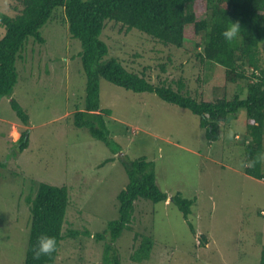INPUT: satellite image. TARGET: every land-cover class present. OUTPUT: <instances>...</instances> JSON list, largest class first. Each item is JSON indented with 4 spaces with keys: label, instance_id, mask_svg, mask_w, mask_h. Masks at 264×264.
<instances>
[{
    "label": "rangeland",
    "instance_id": "1",
    "mask_svg": "<svg viewBox=\"0 0 264 264\" xmlns=\"http://www.w3.org/2000/svg\"><path fill=\"white\" fill-rule=\"evenodd\" d=\"M18 1L0 0V12H13ZM61 13L56 9L41 29L44 43L29 39L16 63L14 92L0 100V162L8 165L0 178V264L25 262L30 216L26 197L35 181L69 189L63 232L72 224L92 235L107 231L108 223L119 216L117 196L128 182L121 162L125 155L155 162L157 183L168 201L136 202L135 231L126 230L115 243L120 264H259L264 181L244 173V147L237 135L245 129V110L229 126L222 125L220 140L210 144L199 117L189 110L153 93H136L102 80L101 108L112 110L106 122L122 148L114 154L73 124L75 110L83 105L86 75L81 42L71 37ZM205 16L200 2L197 17ZM3 33L0 26V37ZM101 38L110 48L109 56L130 71L144 72L154 84L165 81L177 89L183 82L184 91L207 101L244 92L243 82L226 81L222 67L138 30L128 32L108 21ZM12 99L28 113V126L18 119ZM26 129L29 146L18 153L13 144ZM109 158L114 161L101 166ZM178 192L196 199L189 216L194 232L171 200ZM135 233L154 241L150 259L142 263L130 259ZM203 234L206 246L201 245ZM68 239L62 240L59 263L102 264L109 236L100 242L94 237Z\"/></svg>",
    "mask_w": 264,
    "mask_h": 264
},
{
    "label": "trees",
    "instance_id": "2",
    "mask_svg": "<svg viewBox=\"0 0 264 264\" xmlns=\"http://www.w3.org/2000/svg\"><path fill=\"white\" fill-rule=\"evenodd\" d=\"M13 12H0V100L12 96L18 82L17 60L30 38L44 43L41 29L61 8V19L68 25L72 38L81 42L79 56L86 75L83 105L74 112L73 124L83 128L96 140L103 142L115 154L122 150L111 136L106 116L111 109L101 108V81L136 93H153L162 101L187 109L199 117L208 143L220 140L221 126H229L240 110L246 112L245 129L237 138L244 147V173L264 181V0H19ZM206 7V16L197 17L199 3ZM229 20L239 21L241 33L238 39L227 41L222 35ZM114 21L126 31L138 30L166 46L184 48L193 52L200 61L222 67L229 83L243 82L244 92L207 101L193 97L184 91V83L178 88L165 81L154 84L145 73L127 69L121 60L109 56L110 48L101 38L108 24ZM11 106L26 126L29 115L14 99ZM30 142L29 131L23 130L20 139L13 144L18 153L24 152ZM14 151V150H13ZM122 165L128 182L117 196L118 218L108 223L107 231L92 235L88 230L63 227L71 202L69 189L47 182H34L26 197L29 206V238L24 264H62L57 261L62 240H79L94 237L103 241L102 264H120L116 241L133 227L135 204L138 200L154 204L168 201V194L160 189L156 179L155 162L146 157L130 159L124 156ZM114 161L107 159L101 166ZM6 162H0V178ZM192 232L189 220L196 199L185 198L180 192L171 197ZM263 212H261L262 214ZM67 222L68 217H67ZM42 234L55 237L56 248L50 255L34 256V247ZM202 246L208 244L206 235L200 236ZM131 261L142 263L150 259L154 241L149 235L135 233ZM78 241V243H79ZM200 245V246H201ZM72 257V256H71ZM264 264V246L260 263Z\"/></svg>",
    "mask_w": 264,
    "mask_h": 264
},
{
    "label": "clouds",
    "instance_id": "3",
    "mask_svg": "<svg viewBox=\"0 0 264 264\" xmlns=\"http://www.w3.org/2000/svg\"><path fill=\"white\" fill-rule=\"evenodd\" d=\"M241 33V25L239 21L229 20L227 26L222 32L223 37L227 41H232L238 39ZM55 237L49 236L47 234H42L38 237L36 245L34 247V256L39 258L41 255H50L56 248Z\"/></svg>",
    "mask_w": 264,
    "mask_h": 264
}]
</instances>
